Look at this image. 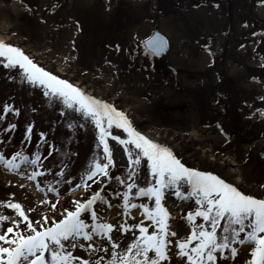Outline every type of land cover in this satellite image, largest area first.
Returning <instances> with one entry per match:
<instances>
[{
	"label": "rangeland",
	"instance_id": "rangeland-1",
	"mask_svg": "<svg viewBox=\"0 0 264 264\" xmlns=\"http://www.w3.org/2000/svg\"><path fill=\"white\" fill-rule=\"evenodd\" d=\"M108 2L0 0L1 42L23 48L45 70L114 105L136 130L170 146L185 166L211 172L245 194L264 199V0H110L111 11H106ZM154 30L170 42L162 58L149 56L143 48ZM206 45L214 53V65ZM22 80V75L0 64V140L4 141L0 152L10 156L22 151L31 157L38 145L44 156L49 145L61 149L47 160L42 157L43 167L53 171L41 180L45 188L47 181L55 184L58 177L54 173L63 163L69 164L66 174L78 179L93 159L105 162L91 123L78 114L75 120L62 117V106L50 103L39 89ZM5 105L19 109L20 115L4 117ZM69 123L74 127L69 129ZM78 123L85 126L80 128ZM10 124L16 128L5 131ZM30 124L34 127L29 142L25 135ZM111 131L127 138L122 129ZM41 132L46 134L43 142ZM109 145L115 161L109 170L112 180L90 182L87 191L76 192L68 191L63 183L56 185L61 191L58 207L74 210L72 200L83 202L103 188L102 195L113 208H97L115 224L122 211L117 206L122 201L115 193L126 191L116 177L131 182V168L139 186L151 181L145 161L136 168L129 164L122 146L111 139ZM132 151L135 155L137 150ZM233 162L236 166L227 165ZM221 163L237 174H225ZM33 170L42 169L27 164L20 169L25 176ZM21 184L25 187L20 188ZM13 193L14 202L22 203L26 211L36 208L29 214L36 219L41 207H47L42 202L55 199L52 193L46 196L39 191L35 181L21 179L0 165V201ZM132 197L134 203L153 206L147 197H137L136 189ZM164 206L172 217L171 230L178 238L189 235L191 226L182 217L197 207L194 200L181 201L169 193ZM140 211L131 212L136 221L142 219ZM0 214L14 215V210L0 207ZM201 222L198 218L197 223ZM248 252L247 247L240 251V264L250 258Z\"/></svg>",
	"mask_w": 264,
	"mask_h": 264
},
{
	"label": "snow or ice",
	"instance_id": "snow-or-ice-1",
	"mask_svg": "<svg viewBox=\"0 0 264 264\" xmlns=\"http://www.w3.org/2000/svg\"><path fill=\"white\" fill-rule=\"evenodd\" d=\"M215 7L220 8V4ZM105 10L111 11L110 0ZM167 45L168 41L159 32L145 42V48L153 55L164 52ZM205 47L214 65V53L210 46ZM116 49L119 50V45ZM0 58L4 69L22 75V82L39 89L50 103L62 106V117L75 120L78 114L80 119L91 123L97 130V147L102 146L105 161L93 159L78 174V179L66 174L69 164L63 163L54 173L58 177L55 184L47 181L45 188L41 187V180L53 175V171L51 167H43V160L61 149L49 145L48 154L44 156L38 145L31 157L22 151L10 156L0 152V165L21 179L35 181L39 191L55 197L42 202L47 207H41L39 219L29 215L36 208L26 211L22 203L14 202L15 193L0 201V207L14 210V215L0 214V264H172L174 259L176 264H240L237 258L245 247L250 248V258L244 264H264V199L245 194L211 172L185 166L170 148L138 132L125 113L114 105L45 70L21 48L0 42ZM216 75L218 80L222 79L219 72ZM2 111L4 117L9 113L20 115L19 109L8 105ZM77 126L83 128L85 124ZM33 127L34 124H30L26 129L25 138L29 142ZM67 127L71 129L74 125L69 123ZM114 127L122 129L127 138L113 135ZM15 128L16 124H10L5 131ZM39 136L42 142L46 139L43 132ZM109 139L122 146L130 165L139 168L145 161L151 176V181L143 187L133 179L137 173L131 168L128 173L131 182L116 177L126 191L115 193L122 201L117 205L122 211L115 224L97 208V205L106 206V210L113 208L102 195L103 188L91 193L83 202L72 200L74 210H69L58 207L61 191L56 186L63 183L69 186L68 191L76 192L87 191L92 186L90 182L100 184L104 178L110 182L109 170L115 167V161ZM2 143L4 141L0 140ZM132 148L137 150L135 155ZM26 164L42 170H33L25 176L20 169ZM74 180H77L75 185ZM133 189L137 197H147L153 206L132 202ZM169 193L181 201L194 200L197 206L182 217L191 226L189 235L178 238L177 232L170 228L172 217L164 206ZM133 209L141 210L142 219L136 221L131 215ZM198 218L201 223H197ZM130 219L136 222L129 223Z\"/></svg>",
	"mask_w": 264,
	"mask_h": 264
},
{
	"label": "bare ground",
	"instance_id": "bare-ground-1",
	"mask_svg": "<svg viewBox=\"0 0 264 264\" xmlns=\"http://www.w3.org/2000/svg\"><path fill=\"white\" fill-rule=\"evenodd\" d=\"M245 16V14H243V17ZM1 41H3L2 39H0V42ZM23 49V48H22ZM24 52L26 53V54H28V52H26L25 50H24ZM240 66H244V63H240ZM78 86V85H77ZM79 87V86H78ZM81 89H83L84 91H85V89L84 88H81ZM87 94H89V93H87ZM90 95V94H89ZM170 145H173L172 143H170ZM212 161H213V159H212ZM226 163H221V165H220V168H221V171H225L226 170V172H225V174H229L230 175V173L232 174V175H235V174H237V171L236 170H234V169H232L231 167H229V166H231V164L233 165V166H236L235 164H234V162L233 163H228L227 165H229V166H226L225 165ZM230 172V173H229ZM239 180H237V182H238Z\"/></svg>",
	"mask_w": 264,
	"mask_h": 264
},
{
	"label": "water",
	"instance_id": "water-1",
	"mask_svg": "<svg viewBox=\"0 0 264 264\" xmlns=\"http://www.w3.org/2000/svg\"><path fill=\"white\" fill-rule=\"evenodd\" d=\"M157 32H159V31H158V30H155V31L153 32V35H155ZM159 33H160V32H159ZM163 37H164V36H163ZM164 38H165V37H164ZM165 39H166V38H165ZM166 40H167V39H166ZM167 41H168V40H167ZM144 48H145V43H144ZM145 50H146L149 54L153 55L149 49L145 48ZM168 50H169V42H168L167 48H166V50H165L164 52H162V53L159 54V55H153V56L160 58V57H162L164 54H166V53L168 52ZM262 157H264V156H262Z\"/></svg>",
	"mask_w": 264,
	"mask_h": 264
}]
</instances>
